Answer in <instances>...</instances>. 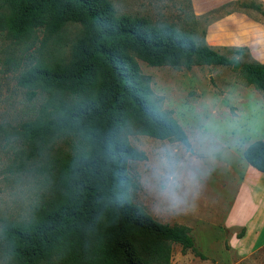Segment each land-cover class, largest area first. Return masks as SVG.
<instances>
[{
	"label": "trees",
	"instance_id": "trees-1",
	"mask_svg": "<svg viewBox=\"0 0 264 264\" xmlns=\"http://www.w3.org/2000/svg\"><path fill=\"white\" fill-rule=\"evenodd\" d=\"M0 9L3 27L14 37L34 30L50 35L67 22L79 25L66 59L37 60L16 77L28 100L47 92L16 131L28 145L26 157L55 145L60 154L46 168L49 193L33 215L0 224L8 262L171 264L172 243L206 259L189 227L156 220L136 200L138 177L128 161L146 156L129 136L190 143L160 105L137 59L189 69L199 63L232 65L236 57L171 23L117 13L110 0H0ZM245 49L232 53L240 56ZM239 71L246 85L264 94V62L243 61ZM0 129L9 131L1 124ZM243 154L264 171V139H254Z\"/></svg>",
	"mask_w": 264,
	"mask_h": 264
},
{
	"label": "rangeland",
	"instance_id": "rangeland-1",
	"mask_svg": "<svg viewBox=\"0 0 264 264\" xmlns=\"http://www.w3.org/2000/svg\"><path fill=\"white\" fill-rule=\"evenodd\" d=\"M110 1L117 13L142 16L156 23H171L199 41L204 39L216 50L236 57V66L199 63L189 69L168 64L150 65L137 59L140 72L149 76L151 89L161 96L160 105L171 111L183 131L188 130L189 125L196 124L195 130L184 132L189 142L194 137L202 141L206 151L202 154L204 158H211V146L203 133H208L205 128L208 124L210 129L235 126L240 131V123L245 122L251 135L263 129L264 94L251 85L248 88L239 71L241 62L252 60L249 48L242 45V41L250 36L252 42H256L257 34L261 33L258 32V23L264 24V7L258 0ZM240 1L246 3V6H240ZM253 4L259 5V8ZM2 19L0 9V124L9 130L5 133L0 129V224L5 219L22 221L33 215L49 193L51 179L46 168L60 154L55 145L40 156L26 157L28 145L20 141L16 131L20 122L36 111L47 92L39 91L35 98L28 100L25 89L16 83V77L37 60L53 62L66 59L79 31L78 24L67 22L50 35L34 30L14 37L3 27ZM237 47L246 48L240 56L232 53V49ZM128 139L144 151L146 156L143 160L128 164L129 172L138 177L136 200L143 204L144 209L146 205L153 213H162L165 211L164 206H158L155 198L141 184V164L148 160L154 148L166 142L182 143L159 138L147 139L140 135H131ZM60 144L65 148V144ZM217 181L216 178L203 179L194 205L207 210L210 208L209 212L219 216L218 210L225 207L226 200H222L225 193L220 187L223 185ZM19 185H28L27 194H12V190ZM189 213L192 215V210ZM261 233L264 234V225ZM224 244L230 248L226 240ZM172 246L171 264H222L215 257L205 254L207 258L201 259L190 250L182 251L178 244L172 243ZM1 248L0 241V264H10ZM214 252L217 253L216 250ZM231 264H264V245L248 255L237 257Z\"/></svg>",
	"mask_w": 264,
	"mask_h": 264
},
{
	"label": "crops",
	"instance_id": "crops-1",
	"mask_svg": "<svg viewBox=\"0 0 264 264\" xmlns=\"http://www.w3.org/2000/svg\"><path fill=\"white\" fill-rule=\"evenodd\" d=\"M258 1L264 7V0ZM257 27L261 33L257 34L256 42H252V37L248 36L246 40L243 39L242 45L249 48L252 59L264 62V24L258 23ZM247 87L250 88V85ZM195 125H189V129L184 131L192 132L197 128ZM205 128L208 133H203L211 146V158L201 157L207 173L204 178H216L223 185L220 188L225 193L222 200H226V204L221 211L218 210L220 215L209 212L210 208L207 210L198 206L192 209V215L189 211L171 213L166 206L162 213H153L146 205L145 210L161 222L172 221L189 227V233L200 252L217 258L222 264H231L237 257L248 255L264 245V234L261 235L264 225V171L252 167L243 157L249 143L257 138L264 139V127L255 135L250 134L245 122L240 123V131L235 126L210 129L208 124ZM220 129L223 131L217 132ZM140 136L155 139L149 135ZM131 161L139 160H129L128 164ZM225 240L230 248L224 244Z\"/></svg>",
	"mask_w": 264,
	"mask_h": 264
},
{
	"label": "clouds",
	"instance_id": "clouds-1",
	"mask_svg": "<svg viewBox=\"0 0 264 264\" xmlns=\"http://www.w3.org/2000/svg\"><path fill=\"white\" fill-rule=\"evenodd\" d=\"M202 141L194 137L190 143H164L151 151L141 164V184L158 206H166L179 214L194 208L202 181L207 175L202 160ZM28 185H19L12 194H27Z\"/></svg>",
	"mask_w": 264,
	"mask_h": 264
},
{
	"label": "water",
	"instance_id": "water-1",
	"mask_svg": "<svg viewBox=\"0 0 264 264\" xmlns=\"http://www.w3.org/2000/svg\"><path fill=\"white\" fill-rule=\"evenodd\" d=\"M237 64H238V62L237 61H234L233 64H232V66H236Z\"/></svg>",
	"mask_w": 264,
	"mask_h": 264
}]
</instances>
